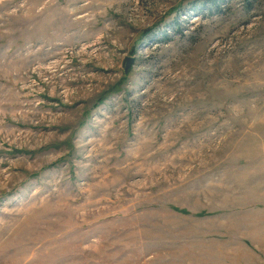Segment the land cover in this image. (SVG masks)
Segmentation results:
<instances>
[{"label":"rangeland","instance_id":"rangeland-1","mask_svg":"<svg viewBox=\"0 0 264 264\" xmlns=\"http://www.w3.org/2000/svg\"><path fill=\"white\" fill-rule=\"evenodd\" d=\"M185 260L264 264V0H0V264Z\"/></svg>","mask_w":264,"mask_h":264},{"label":"water","instance_id":"water-1","mask_svg":"<svg viewBox=\"0 0 264 264\" xmlns=\"http://www.w3.org/2000/svg\"><path fill=\"white\" fill-rule=\"evenodd\" d=\"M132 62H133V58L131 57L125 58V71H127L130 68Z\"/></svg>","mask_w":264,"mask_h":264},{"label":"crops","instance_id":"crops-1","mask_svg":"<svg viewBox=\"0 0 264 264\" xmlns=\"http://www.w3.org/2000/svg\"><path fill=\"white\" fill-rule=\"evenodd\" d=\"M202 261H205V260H202ZM195 261H189V260H185L183 263L184 264H194ZM201 264H207V262H201ZM232 264H248L247 262H240V263H237V262H232Z\"/></svg>","mask_w":264,"mask_h":264}]
</instances>
